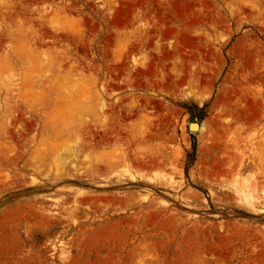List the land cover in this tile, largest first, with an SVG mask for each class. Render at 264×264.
<instances>
[{"label":"rangeland","instance_id":"obj_1","mask_svg":"<svg viewBox=\"0 0 264 264\" xmlns=\"http://www.w3.org/2000/svg\"><path fill=\"white\" fill-rule=\"evenodd\" d=\"M0 264H264V0H0Z\"/></svg>","mask_w":264,"mask_h":264},{"label":"water","instance_id":"obj_2","mask_svg":"<svg viewBox=\"0 0 264 264\" xmlns=\"http://www.w3.org/2000/svg\"><path fill=\"white\" fill-rule=\"evenodd\" d=\"M197 125H198V123H191L190 126H189V129L192 131L193 127H195Z\"/></svg>","mask_w":264,"mask_h":264},{"label":"bare ground","instance_id":"obj_3","mask_svg":"<svg viewBox=\"0 0 264 264\" xmlns=\"http://www.w3.org/2000/svg\"><path fill=\"white\" fill-rule=\"evenodd\" d=\"M200 128V127H199ZM201 131V130H200Z\"/></svg>","mask_w":264,"mask_h":264}]
</instances>
